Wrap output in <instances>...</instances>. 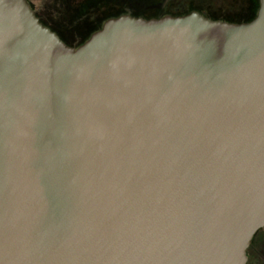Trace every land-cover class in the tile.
I'll return each instance as SVG.
<instances>
[{
    "label": "water",
    "instance_id": "obj_1",
    "mask_svg": "<svg viewBox=\"0 0 264 264\" xmlns=\"http://www.w3.org/2000/svg\"><path fill=\"white\" fill-rule=\"evenodd\" d=\"M249 22L108 19L78 47L0 0V264H247L264 228V0Z\"/></svg>",
    "mask_w": 264,
    "mask_h": 264
},
{
    "label": "rangeland",
    "instance_id": "obj_2",
    "mask_svg": "<svg viewBox=\"0 0 264 264\" xmlns=\"http://www.w3.org/2000/svg\"><path fill=\"white\" fill-rule=\"evenodd\" d=\"M101 0H29L35 9H42L46 16L54 18L63 15L67 10L73 16L81 14L83 10L90 12L91 18L99 20L108 12L114 11V5L98 9L96 5ZM127 5L141 7L147 14L154 15L158 9L165 8L167 12L175 14L179 12L199 10L206 15L234 21H247L253 16L256 7L253 0H126ZM106 3V2H105ZM117 6V5H116ZM68 8V9H67ZM101 8V7H100ZM73 19H70L72 22ZM74 21V20H73ZM82 25V24H81ZM79 24L78 28L81 26ZM80 29V28H79ZM77 43V40H76ZM256 251L259 262L264 264V228L257 235L252 251ZM256 256V255H255Z\"/></svg>",
    "mask_w": 264,
    "mask_h": 264
},
{
    "label": "trees",
    "instance_id": "obj_3",
    "mask_svg": "<svg viewBox=\"0 0 264 264\" xmlns=\"http://www.w3.org/2000/svg\"><path fill=\"white\" fill-rule=\"evenodd\" d=\"M253 1L256 7L254 9L253 16L247 21H234V20H227V19H222V18L221 19L215 18L209 15H206L199 10H194V9L191 11H185V12H179V13L172 14V13L167 12L165 8H162V9H158L156 11V14L149 15L147 14V11L142 9L141 7H134L135 4L127 5L126 0H101L100 2H98V4L96 5L98 9H102L103 7H105V5L107 6L108 2H110L111 5L115 4L114 11L110 13L108 12L104 17L99 18V20L91 18L92 14L88 12V10H83L81 14H76L75 16H73L67 10V13L66 11H64V14L57 16V18L56 16L54 18L50 16H46L44 13H42V15H36V17L38 18L39 22L44 27H47L52 32H54L60 38V40H62L66 45L78 47L79 45L84 43L94 32L99 30L104 24V22H106L108 19L116 18L122 15H129L132 17H141L144 19H152V18H161L164 16H184L191 12H198L201 15H203L205 18H208L211 20H219V21H224V22H229V23H244V22H249L250 20H252L257 13L259 3H258V0H253ZM66 2L67 0H64V5L66 4ZM70 19H73L74 21L72 20L71 22ZM79 24L80 25L82 24L79 27L80 29L78 28ZM76 40H77V43H76ZM261 230H259L255 234V236L253 237L250 243L249 249L247 250V255H250L248 264H261L259 262V259L251 254L254 241Z\"/></svg>",
    "mask_w": 264,
    "mask_h": 264
},
{
    "label": "flooded vegetation",
    "instance_id": "obj_4",
    "mask_svg": "<svg viewBox=\"0 0 264 264\" xmlns=\"http://www.w3.org/2000/svg\"><path fill=\"white\" fill-rule=\"evenodd\" d=\"M27 1V3L29 4V6H30V8L33 10V12H34V14H35V16L36 15H42V13H43V11H42V9H35L33 6H32V4L29 2V0H26ZM64 38V37H63ZM249 249V248H248ZM252 255H256L255 257L256 258H258V256H259V254L254 250V251H252V253H251ZM249 257H250V255H248V260H249ZM247 264H248V262H247Z\"/></svg>",
    "mask_w": 264,
    "mask_h": 264
}]
</instances>
